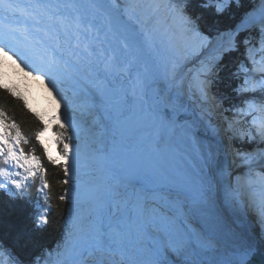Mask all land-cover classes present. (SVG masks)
I'll use <instances>...</instances> for the list:
<instances>
[{
	"label": "snow or ice",
	"instance_id": "snow-or-ice-1",
	"mask_svg": "<svg viewBox=\"0 0 264 264\" xmlns=\"http://www.w3.org/2000/svg\"><path fill=\"white\" fill-rule=\"evenodd\" d=\"M86 7L118 48L97 55L100 45L81 40L99 34L79 5L0 0V54L46 80L60 110L35 139L42 144L55 122L59 155L43 151L62 169L59 200L68 205L54 252L39 239L50 223L43 204L28 227L0 232V264H254L257 256L264 264V0ZM58 31L70 41L67 58ZM144 122L154 129L147 142L138 135ZM27 143L0 112V201L8 207L29 181L39 179L41 193L50 187ZM145 150L172 161L169 171L152 169L158 184L142 182L136 161Z\"/></svg>",
	"mask_w": 264,
	"mask_h": 264
},
{
	"label": "trees",
	"instance_id": "trees-1",
	"mask_svg": "<svg viewBox=\"0 0 264 264\" xmlns=\"http://www.w3.org/2000/svg\"><path fill=\"white\" fill-rule=\"evenodd\" d=\"M257 4L258 0H244V7L256 6ZM0 112L5 114L8 122L15 123L18 126L24 138L28 141L27 144L23 145L25 152L34 153L41 158L47 172L46 179L50 185L49 189L41 193L39 191V179L29 181L31 187L27 195L17 201L15 205L8 207L5 206L3 201H0V232L28 227L30 216L34 212L43 211L44 209L40 205L47 204L51 208L50 223L43 232L39 233V239L45 249L51 247L54 252L64 239L67 222L65 209L68 205L59 200V196L64 190V186L60 183L63 179L62 169L48 161L47 155L43 151L44 146L35 139L37 131L43 127V123L47 118L41 113L29 110L25 98L18 94L16 90L3 86H0ZM0 166L3 165L0 164ZM45 197H47V200Z\"/></svg>",
	"mask_w": 264,
	"mask_h": 264
},
{
	"label": "bare ground",
	"instance_id": "bare-ground-1",
	"mask_svg": "<svg viewBox=\"0 0 264 264\" xmlns=\"http://www.w3.org/2000/svg\"><path fill=\"white\" fill-rule=\"evenodd\" d=\"M25 3L36 2V0H24ZM39 3L44 5H67V4H76L80 6V13L84 18L85 23H92L95 30L98 32V36H93L90 33L82 32L81 40H89L94 41L96 45H100V51L103 50L107 52L109 49H115L119 46L118 39H115L113 36L107 33V28L100 17H93L90 13L89 9L86 7L91 0H38ZM123 2V0H121ZM59 11L63 13L65 16H71L72 10L69 8H60ZM31 23V22H29ZM47 26V18H42V23L38 26L40 28H45ZM36 35L41 40H47L44 37L43 32H35ZM59 38L62 42L65 43V57L67 58V47L70 46V41L65 40L64 33L62 31H58ZM99 53H97L98 55ZM11 57V58H10ZM30 68L26 67L24 64L20 62L17 57L12 56L9 53L8 56L0 54V79L3 77L12 78L13 75L17 72L20 76L27 77V80L30 83H33L34 93L33 95H37L41 91H44L47 94L51 93L50 88L51 85L47 83L46 80H39L35 78V73L29 75ZM32 95V96H33ZM40 97V96H39ZM45 100V99H44ZM40 103L41 100H40ZM36 106V105H35ZM54 124V122H53ZM50 126L49 131L41 137V141L45 148L48 150V155L56 157L58 154L56 149V144L51 139L53 136L51 133ZM153 127L150 123L144 122L140 128L138 129V135H141L145 138L147 142L153 135ZM148 138V139H147ZM178 142V140L176 141ZM144 169L143 181L147 184H158L162 181L163 177L155 174L152 169L158 168L163 171H169L172 167V161L165 154L161 153L157 156H153V154L148 153L146 150L140 156L138 161H136Z\"/></svg>",
	"mask_w": 264,
	"mask_h": 264
},
{
	"label": "rangeland",
	"instance_id": "rangeland-1",
	"mask_svg": "<svg viewBox=\"0 0 264 264\" xmlns=\"http://www.w3.org/2000/svg\"><path fill=\"white\" fill-rule=\"evenodd\" d=\"M33 85H34L33 83H30L27 80V77L25 78L23 76H20L19 74H17V72L10 79L6 77H3L0 79V86L13 88L14 90L17 91L18 94H20L22 97L25 98L28 104L29 110L43 114L47 118V120L53 115H58L60 110L57 108L56 101L53 98V95L51 93L46 95L44 91H41L37 95H33L35 94ZM40 100L42 103H40ZM53 127H54V124L51 128L52 135L54 134ZM150 139H148V141ZM178 139L179 137L176 138V141ZM161 146L163 147V144ZM59 147L60 146L56 145L58 154H59ZM153 156H157V155L153 154ZM123 215H125V213L122 211L121 215L117 217V220H120Z\"/></svg>",
	"mask_w": 264,
	"mask_h": 264
},
{
	"label": "water",
	"instance_id": "water-1",
	"mask_svg": "<svg viewBox=\"0 0 264 264\" xmlns=\"http://www.w3.org/2000/svg\"><path fill=\"white\" fill-rule=\"evenodd\" d=\"M100 52V49H99V47H97V53H99ZM178 141H179V139H178ZM249 228L250 229H255L256 230V232H259V228H258V226L255 224V221L253 220V221H250L249 220ZM254 264H261V257L260 256H257L256 258H255V261H254Z\"/></svg>",
	"mask_w": 264,
	"mask_h": 264
}]
</instances>
